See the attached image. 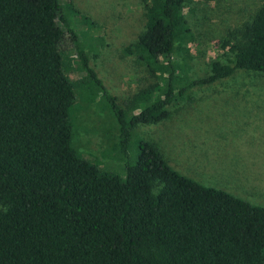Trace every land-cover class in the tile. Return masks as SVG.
I'll use <instances>...</instances> for the list:
<instances>
[{
  "label": "trees",
  "instance_id": "16d2710c",
  "mask_svg": "<svg viewBox=\"0 0 264 264\" xmlns=\"http://www.w3.org/2000/svg\"><path fill=\"white\" fill-rule=\"evenodd\" d=\"M185 2L144 0L145 28L124 54L158 82L127 110L90 67L62 0H0V264H264V207L180 174L150 141L137 143L124 179L72 144L67 34L81 69L111 103L124 152L136 128L168 120V107L193 88L241 70L264 73L263 5L220 41L232 58L189 78L187 65L173 60L195 41Z\"/></svg>",
  "mask_w": 264,
  "mask_h": 264
},
{
  "label": "rangeland",
  "instance_id": "374dc122",
  "mask_svg": "<svg viewBox=\"0 0 264 264\" xmlns=\"http://www.w3.org/2000/svg\"><path fill=\"white\" fill-rule=\"evenodd\" d=\"M65 1L64 13L90 67L128 110L138 92L158 82L135 56L124 54L145 28L144 0H70L76 13ZM263 5L264 0H186L184 15L195 41L176 50L174 62L186 64L191 79L209 76L214 61L233 57L220 41L252 22ZM62 50L76 94L69 112L72 144L81 157L124 179L127 165L137 160V143L150 141L180 174L264 207V73L241 70L193 88L189 98L168 107V120L136 128L124 152L111 103L81 69L68 34Z\"/></svg>",
  "mask_w": 264,
  "mask_h": 264
}]
</instances>
